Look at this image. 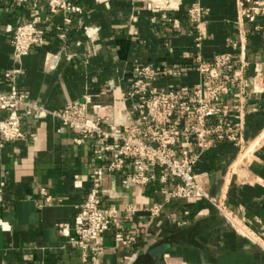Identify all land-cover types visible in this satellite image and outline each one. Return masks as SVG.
<instances>
[{
	"label": "crops",
	"instance_id": "crops-1",
	"mask_svg": "<svg viewBox=\"0 0 264 264\" xmlns=\"http://www.w3.org/2000/svg\"><path fill=\"white\" fill-rule=\"evenodd\" d=\"M83 8L74 13L61 39L62 12L52 13L47 0L22 7L0 0V92L17 86L31 103L59 111L91 96L110 106V120L121 129L136 119L123 93L130 87L136 64L180 67L181 77L160 76L159 88L199 81L197 59L213 60L221 52L239 54L233 42L247 31L246 58L264 63V17L243 21L239 0H201L209 9L199 31L189 10L198 0H164L158 8L145 0H71ZM166 16V18H165ZM35 23L44 41L30 54L18 56L11 40L16 28ZM234 103L236 90L226 93ZM8 111L0 102V121ZM25 136L12 142L0 137V264H79L81 251L60 232L73 231L92 188L99 165L95 139L75 142L76 133L43 110L22 111ZM246 154L223 142L205 152L195 167L199 182L214 199L225 197L231 213L251 236L239 232L209 200L176 199L151 217L154 203L163 202L161 183L137 188L127 173L101 178L104 207L122 212L120 225L136 240L123 245L117 227L102 236L99 256L90 264H264V93L247 105ZM135 203L128 218L124 209ZM244 232H247L243 227Z\"/></svg>",
	"mask_w": 264,
	"mask_h": 264
},
{
	"label": "built area",
	"instance_id": "built-area-1",
	"mask_svg": "<svg viewBox=\"0 0 264 264\" xmlns=\"http://www.w3.org/2000/svg\"><path fill=\"white\" fill-rule=\"evenodd\" d=\"M32 0H13L22 7ZM151 1L158 8L167 7L164 0ZM52 13L62 12L64 25L57 26L61 39L67 37V25L72 23L74 13L82 14L83 8L71 0H47ZM238 6L243 21L257 22L264 17V0H239ZM209 9L198 0L189 10L191 22L196 24L198 41L206 37L202 30ZM166 18V16H165ZM247 31L240 41H234V49L240 53L221 52L213 60L197 59L196 70L199 81L190 86L175 84L159 88L156 80L160 76L181 77L180 67L136 64L133 68L129 89L123 99L130 103L136 119L123 128H117L110 120V106L94 103L91 96L84 101L70 103L59 111H48L43 106L31 103L17 87L9 93L0 92V102L8 116L0 121V137L4 142L23 138V107L43 110L61 119L65 128L76 133L75 142L95 139L98 143L96 159L100 162L92 173V188L83 204V211L75 219L73 231L60 224V232L79 248V264H90L99 256L102 236L114 226L116 238L123 245L136 240L127 235L120 225L121 210L116 206L104 207L101 193V178L105 173H127L135 187L143 188L152 182H160L163 202L150 208L151 217L158 216L165 205L176 199L212 202L233 226L241 233L251 236L249 230L231 213L225 197L212 198L199 182L195 167L202 155L223 142L237 146L241 154L245 139L248 102L264 93V63L254 66L255 74L249 77L251 63L246 58ZM44 41V33L35 23L20 24L11 43L18 56L30 54ZM236 90L237 99L230 103L226 93ZM3 183L0 186V196ZM137 209L135 203L126 205L124 212L132 218ZM243 227L247 232H244ZM243 229V230H242Z\"/></svg>",
	"mask_w": 264,
	"mask_h": 264
},
{
	"label": "rangeland",
	"instance_id": "rangeland-1",
	"mask_svg": "<svg viewBox=\"0 0 264 264\" xmlns=\"http://www.w3.org/2000/svg\"><path fill=\"white\" fill-rule=\"evenodd\" d=\"M248 146H250L249 144H246V146H245V148H244V151H243V153L244 154H246L247 152H248ZM247 151V152H246ZM243 224V223H242ZM246 228H247V226L246 225H244ZM248 229V228H247Z\"/></svg>",
	"mask_w": 264,
	"mask_h": 264
},
{
	"label": "bare ground",
	"instance_id": "bare-ground-1",
	"mask_svg": "<svg viewBox=\"0 0 264 264\" xmlns=\"http://www.w3.org/2000/svg\"><path fill=\"white\" fill-rule=\"evenodd\" d=\"M248 150H249V146H248ZM247 152V151H246ZM243 230V229H242ZM244 231V230H243Z\"/></svg>",
	"mask_w": 264,
	"mask_h": 264
}]
</instances>
